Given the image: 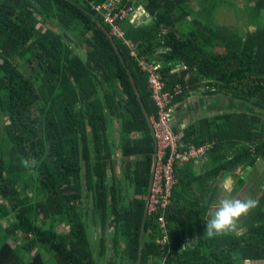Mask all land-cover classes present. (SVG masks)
<instances>
[{"label": "trees", "instance_id": "16d2710c", "mask_svg": "<svg viewBox=\"0 0 264 264\" xmlns=\"http://www.w3.org/2000/svg\"><path fill=\"white\" fill-rule=\"evenodd\" d=\"M107 1L0 0V264H264L261 183L243 233L204 236L208 183L243 164V188L264 163V0H121L149 18L120 23L119 54L95 20L111 33L93 9ZM224 7L251 24L218 25ZM144 59L172 107L203 90L225 109L183 129L184 143L214 145L201 175L195 161L174 169L169 245L158 216L144 221L156 145L138 97L158 114Z\"/></svg>", "mask_w": 264, "mask_h": 264}, {"label": "built area", "instance_id": "2783aa9c", "mask_svg": "<svg viewBox=\"0 0 264 264\" xmlns=\"http://www.w3.org/2000/svg\"><path fill=\"white\" fill-rule=\"evenodd\" d=\"M120 5L121 0H108L103 6H94L93 8L103 16L105 22L110 26V34L113 38L123 37L120 23L125 19L130 21V23L134 22L140 24L141 19L149 18V14L143 6L140 9L133 7L122 9ZM127 44L131 46L130 43ZM139 66L144 73L149 75V87L158 110L157 118L151 121L157 147L154 156L156 158V168L148 213L149 215L158 216V224L165 232L164 241L169 245L166 233V212L171 205L172 190L176 185L174 169L178 164L205 159L212 145L197 147L192 144L184 143V128L178 132L174 131V125L172 123L174 107L171 105L173 95L170 92L164 91L160 64L156 62L151 63L144 59L139 62ZM176 92L182 93V89L179 85L176 87Z\"/></svg>", "mask_w": 264, "mask_h": 264}, {"label": "crops", "instance_id": "0c3cea01", "mask_svg": "<svg viewBox=\"0 0 264 264\" xmlns=\"http://www.w3.org/2000/svg\"><path fill=\"white\" fill-rule=\"evenodd\" d=\"M145 9V8H144ZM193 95V93H192ZM190 96L188 98V101H186L184 104L178 103L174 106V113L172 116V123L175 127H179L180 130L182 128H186L190 125L197 124L203 119L206 118H213L216 117V115L222 114L225 112V109H221L220 107H214L212 105L211 98H209L207 95L203 94V90H199L196 95ZM206 145H214V143L206 144ZM195 146V145H194ZM203 146V145H202ZM200 147V146H199ZM207 156V155H206ZM155 159V157H154ZM153 159V164H154ZM259 162H261V166L264 165L263 161L260 160L256 163L255 167L250 169L249 172H246L248 174L247 181L249 180V177H252L254 175V170L257 169V166H259ZM206 163H209L208 157H205V159L200 161H195L193 165V172L197 175H201L203 172V168L206 165ZM238 167H235L234 169L230 170L229 172L223 173L219 172L218 176L214 178V180L210 181L208 184L212 187V191H210L208 198L213 196V200L210 206V209L207 213V219L210 218L211 214L215 211L217 203L219 199L223 198L227 193L224 192L223 187V181L226 178L231 179V196L237 199H243L242 196H238L240 192L247 187L248 182L245 183L246 186L243 188H238L239 185V175H241L244 170L243 164L236 165ZM249 168V167H248ZM247 171V170H245ZM119 174V173H118ZM257 182V181H256ZM253 183V182H252ZM255 185V183H254ZM243 220L244 218H241V220L238 223L237 231L239 234L243 233L244 229L243 227ZM197 238L196 236H192L188 243L186 244L188 247H190L192 242H196Z\"/></svg>", "mask_w": 264, "mask_h": 264}, {"label": "clouds", "instance_id": "9594fccd", "mask_svg": "<svg viewBox=\"0 0 264 264\" xmlns=\"http://www.w3.org/2000/svg\"><path fill=\"white\" fill-rule=\"evenodd\" d=\"M22 163L27 166V161H22ZM222 183L227 195L219 199L215 211L205 222L204 236L210 239L236 232L241 218L259 206V201L251 196L245 199L232 197L230 178H226Z\"/></svg>", "mask_w": 264, "mask_h": 264}, {"label": "rangeland", "instance_id": "374dc122", "mask_svg": "<svg viewBox=\"0 0 264 264\" xmlns=\"http://www.w3.org/2000/svg\"><path fill=\"white\" fill-rule=\"evenodd\" d=\"M230 1L231 2L235 1L240 6L243 5V0H230ZM192 8L194 9V11H197L199 6L194 3L192 5ZM228 11H230L229 8L228 7H224L223 11L218 12V17L214 21L217 22L218 25H226V26H229V27L232 26L235 29H240V27L243 25V23L246 24L247 22H249V19H248V16H247L248 12H247L246 9H244L245 12H243V14H242V15H245V18L243 19L242 16H241V18H242L241 21H239L240 16L238 17V20H236V15L234 14L236 11L234 9L231 10V13H228ZM262 15L264 16V10L262 11ZM258 24H259V26H264V17H260ZM256 27H258V26H256ZM0 115H2L1 112H0ZM0 123H1V120H0ZM110 128H114V127H110ZM114 131H115L114 135H115V138H116L117 137L118 128L117 127L114 128ZM117 164L118 165L120 164L119 160L117 161ZM254 183H255V185H254ZM259 183H261L260 191H263L264 190V165L261 166V162H259V166H257V169L254 170V175L252 177H249L247 187H245V189H243V191L240 192L238 194V196L241 195L243 199H245V198H247L249 196H251V197L255 196L258 199L260 197V195L256 194L255 191H256V189H257V191L259 190V185H260ZM120 184H121V186L123 188L122 191L124 192V194L127 195L129 198H132L131 192L128 191V189H126L127 186L123 182V180L120 181ZM84 204H85V209L86 208H90V205H91L90 199L84 200ZM249 213L246 216L242 217V218L248 217ZM2 226L5 227L6 223H3ZM89 235L90 236L92 235V238H90V239H91V242H93L95 240V234H94L92 228L89 230ZM250 264H251V262H250ZM257 264H262V263L258 262Z\"/></svg>", "mask_w": 264, "mask_h": 264}, {"label": "water", "instance_id": "95a60500", "mask_svg": "<svg viewBox=\"0 0 264 264\" xmlns=\"http://www.w3.org/2000/svg\"><path fill=\"white\" fill-rule=\"evenodd\" d=\"M96 20V23H98V25L102 28L103 32L106 34V36L108 37V39L111 41L112 45L114 46V49L116 51V53L119 54V51H118V48L116 47L115 45V42H114V38L113 36L109 33V31L97 20ZM131 79V83L133 85V88H134V91L136 92V94L138 95V91H137V87H136V84L133 80L132 77H130ZM138 101L143 109V112L146 116V119L149 123V126L150 128L152 127L151 126V122H150V118L149 116L147 115V112H146V109L141 101V99L138 97ZM152 129V128H151ZM153 132V131H152ZM155 145L157 147V143L155 141ZM155 168H156V158L154 159V164H153V168H152V173H151V182H150V187H149V192H148V196H147V201H146V208H145V215H144V221L147 219V217L149 216V213H148V209H149V202H150V196H151V189H152V185H153V179H154V173H155ZM144 226H143V230H142V235H144ZM142 240H143V237H142ZM141 257H142V244H141V249H140V260H141ZM139 264H140V261H139Z\"/></svg>", "mask_w": 264, "mask_h": 264}]
</instances>
